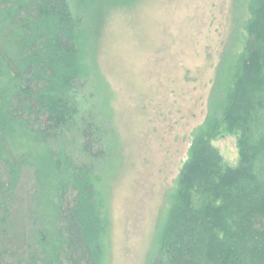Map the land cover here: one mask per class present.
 I'll use <instances>...</instances> for the list:
<instances>
[{"label": "trees", "instance_id": "obj_1", "mask_svg": "<svg viewBox=\"0 0 264 264\" xmlns=\"http://www.w3.org/2000/svg\"><path fill=\"white\" fill-rule=\"evenodd\" d=\"M250 8L244 50L218 68L151 264H264V0ZM87 13L71 0H0V264H108L99 175L116 132ZM220 134L238 137V166L213 145Z\"/></svg>", "mask_w": 264, "mask_h": 264}, {"label": "rangeland", "instance_id": "obj_2", "mask_svg": "<svg viewBox=\"0 0 264 264\" xmlns=\"http://www.w3.org/2000/svg\"><path fill=\"white\" fill-rule=\"evenodd\" d=\"M71 1L88 12L95 79L116 132L99 175L108 264H151L218 68L244 50L252 0ZM212 143L227 165L240 164L236 135Z\"/></svg>", "mask_w": 264, "mask_h": 264}]
</instances>
